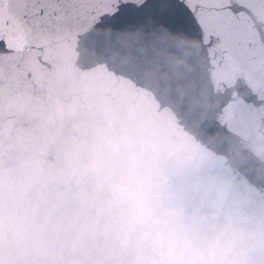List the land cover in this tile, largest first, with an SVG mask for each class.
Wrapping results in <instances>:
<instances>
[{
    "label": "water",
    "instance_id": "water-1",
    "mask_svg": "<svg viewBox=\"0 0 264 264\" xmlns=\"http://www.w3.org/2000/svg\"><path fill=\"white\" fill-rule=\"evenodd\" d=\"M263 45L264 0H0V264L35 255V160L56 170L71 146L88 164L103 131L105 156L154 176Z\"/></svg>",
    "mask_w": 264,
    "mask_h": 264
},
{
    "label": "clouds",
    "instance_id": "clouds-1",
    "mask_svg": "<svg viewBox=\"0 0 264 264\" xmlns=\"http://www.w3.org/2000/svg\"><path fill=\"white\" fill-rule=\"evenodd\" d=\"M108 139L105 132L98 134L97 155L88 164L86 153L71 146L56 170L42 160L33 162L23 194L29 197L34 221L30 235L37 246L25 264H196L184 260L189 245L177 211L160 199L159 181L151 172L145 175L147 165L105 156ZM3 184L0 179V187ZM37 217L42 222H36ZM7 244L0 223V250ZM32 252L26 237L20 254ZM41 252L73 258L37 260ZM77 252L82 253L79 259Z\"/></svg>",
    "mask_w": 264,
    "mask_h": 264
}]
</instances>
